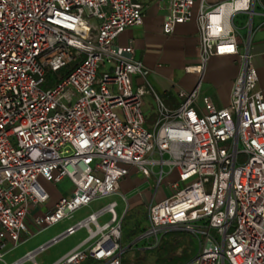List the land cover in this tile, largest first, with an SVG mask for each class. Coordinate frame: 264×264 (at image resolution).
Returning <instances> with one entry per match:
<instances>
[{
	"label": "built area",
	"instance_id": "2783aa9c",
	"mask_svg": "<svg viewBox=\"0 0 264 264\" xmlns=\"http://www.w3.org/2000/svg\"><path fill=\"white\" fill-rule=\"evenodd\" d=\"M160 1L168 9L166 34L196 11V0ZM256 1L200 0L202 60L239 55L244 72L223 108L210 97L196 103L200 81L191 91H178L175 109L153 91L158 129L152 132L143 112L144 96L152 91L133 82L134 75L146 74L143 63L132 58V44L116 42L143 22L141 3L0 0V257L30 233L117 193L134 167L148 178L156 173V187L170 172L177 174L169 182L171 194L147 206L141 239L149 246L181 228L199 239L185 264H264V94L249 52L239 53L234 22ZM67 65L72 70L58 74L52 88H40L48 74ZM65 178L72 193L47 208L44 183ZM116 208V201L108 203L10 264H38L37 253L82 228L87 237L53 264H122L125 213L120 217ZM106 213L110 219L100 223ZM8 241L13 246L2 251Z\"/></svg>",
	"mask_w": 264,
	"mask_h": 264
},
{
	"label": "crops",
	"instance_id": "0c3cea01",
	"mask_svg": "<svg viewBox=\"0 0 264 264\" xmlns=\"http://www.w3.org/2000/svg\"><path fill=\"white\" fill-rule=\"evenodd\" d=\"M133 1L143 5V22L128 27L116 39V42L122 46L132 44L134 46L132 58L143 63L146 74L134 75L133 82L137 87L143 85L152 91L144 96V116L145 113L158 116L153 91L160 96L166 107L175 109L181 103L178 91L180 89L191 91L199 81L200 88L196 99L199 106H202L204 97H210L217 108L226 107L231 100L234 82L244 72V64L239 55H212L206 62L202 60L198 19L200 0H196L193 18L177 25L169 34L163 31V22L168 13L164 2L160 0ZM224 1L227 0H206L209 5H217ZM234 22L240 32V44L237 39L239 53L249 52L251 63L258 73L257 88L264 94V0H257L251 12L238 13ZM155 168L154 171H157L158 168ZM165 170L168 171L169 168L165 167ZM147 178L132 167L129 175L121 180L117 193L122 190L119 194L126 203V211L139 202H143L147 207L151 201H158L170 195L169 182L175 180L177 174L175 171L170 172L159 187L153 183L151 186L153 190L139 189ZM44 184L50 193L47 208L51 207L59 197L70 195L73 190L72 182L68 178L58 183L45 182ZM114 201L117 202L118 208V201ZM95 211L97 210L92 212ZM108 215L110 219V214ZM86 237L87 235L74 247Z\"/></svg>",
	"mask_w": 264,
	"mask_h": 264
},
{
	"label": "rangeland",
	"instance_id": "374dc122",
	"mask_svg": "<svg viewBox=\"0 0 264 264\" xmlns=\"http://www.w3.org/2000/svg\"><path fill=\"white\" fill-rule=\"evenodd\" d=\"M238 37L239 44L241 43ZM86 57L83 54L80 60ZM61 69L58 73H51L46 76L47 81L40 88L48 90L52 88L58 79V74L62 73ZM158 116L156 114L147 115L145 113L144 127L150 131H156L155 127ZM242 161V159H240ZM157 169V168H155ZM157 174L152 173L151 177L139 189H152L151 186L157 181ZM122 193V190H119ZM113 193L109 196L98 198L91 202L89 206L82 207L72 214V217L65 218L59 223L43 230L38 234L31 235L24 239L20 245L4 256L0 257V264H10V262L23 259L29 252H33L39 247L49 243L53 237L61 234L69 225L77 221L85 219L88 214L94 210L101 209L108 203L117 200L119 203L117 214L121 217L126 211V203L121 194ZM147 207L143 202L137 203L134 207H130L124 215L123 219V247L128 249L122 253V264H185L191 260L199 249V239L191 231L173 228L165 231L160 241L155 246H149L151 241L141 239V234L147 223L146 218ZM109 215L105 214L100 218V222L109 220ZM34 232V228H30ZM87 235L85 228L79 229L75 234L61 238L56 243L48 246L45 250L37 253L34 257L38 264H53L63 257L70 249L78 244ZM13 246V243L8 241L6 247L2 251H6ZM19 264H35L33 259L22 260Z\"/></svg>",
	"mask_w": 264,
	"mask_h": 264
},
{
	"label": "trees",
	"instance_id": "16d2710c",
	"mask_svg": "<svg viewBox=\"0 0 264 264\" xmlns=\"http://www.w3.org/2000/svg\"><path fill=\"white\" fill-rule=\"evenodd\" d=\"M62 69H63V71L59 76L64 77L72 70V65H67Z\"/></svg>",
	"mask_w": 264,
	"mask_h": 264
},
{
	"label": "water",
	"instance_id": "95a60500",
	"mask_svg": "<svg viewBox=\"0 0 264 264\" xmlns=\"http://www.w3.org/2000/svg\"><path fill=\"white\" fill-rule=\"evenodd\" d=\"M48 244V243H47Z\"/></svg>",
	"mask_w": 264,
	"mask_h": 264
}]
</instances>
